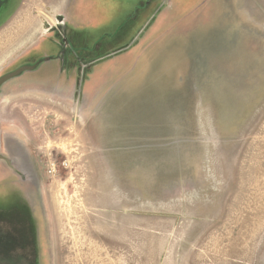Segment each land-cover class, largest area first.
Returning <instances> with one entry per match:
<instances>
[{"label": "rangeland", "instance_id": "1", "mask_svg": "<svg viewBox=\"0 0 264 264\" xmlns=\"http://www.w3.org/2000/svg\"><path fill=\"white\" fill-rule=\"evenodd\" d=\"M2 1L0 264H264V0Z\"/></svg>", "mask_w": 264, "mask_h": 264}, {"label": "crops", "instance_id": "2", "mask_svg": "<svg viewBox=\"0 0 264 264\" xmlns=\"http://www.w3.org/2000/svg\"><path fill=\"white\" fill-rule=\"evenodd\" d=\"M64 77L61 76L60 72H55V73H47L44 74V76L41 78V81L38 85H40L42 88L49 90L50 88L56 87L57 86V80L61 79ZM22 83H26L25 80H18V77L13 78L7 82H5L1 87H0V112L4 111H13L16 109V104L15 101L16 99L19 98H24V99H29L28 103L25 101L23 104V111L26 110V108L30 109V107H26V103L28 105L31 104V91L30 88L31 86L27 87L26 84L21 85ZM74 85V82H73ZM20 88L16 90L15 88ZM28 89V91H23L20 93L19 96H16V93L21 92L22 90ZM28 92V94L26 93ZM27 105V106H28ZM15 113V112H14ZM12 115V114H9ZM0 114V121H2V127H16L18 125L17 120L15 116L10 118L11 116L8 117H3ZM1 127V123H0ZM25 147L23 139L16 134H3V137L0 138V154L6 156L10 162L12 163L11 160L14 158L16 159V163L13 162L12 166H9L11 164H6L4 161L0 160V170H31L30 168L26 167L24 162L21 160L19 153L21 154V150H23ZM12 158V159H11ZM6 164V166H4ZM10 174L7 172L3 175H0V185L6 184L7 177ZM13 175V174H12ZM4 188V187H3Z\"/></svg>", "mask_w": 264, "mask_h": 264}, {"label": "water", "instance_id": "3", "mask_svg": "<svg viewBox=\"0 0 264 264\" xmlns=\"http://www.w3.org/2000/svg\"><path fill=\"white\" fill-rule=\"evenodd\" d=\"M33 68H34V65L21 66V67L17 68L16 70L12 71V72H9L7 74H4V75L0 76V86L5 81H7V80L19 75L23 71L32 70ZM0 159H3V160H5L6 162L9 163V160L7 158H5L4 156H2L1 154H0Z\"/></svg>", "mask_w": 264, "mask_h": 264}, {"label": "flooded vegetation", "instance_id": "4", "mask_svg": "<svg viewBox=\"0 0 264 264\" xmlns=\"http://www.w3.org/2000/svg\"><path fill=\"white\" fill-rule=\"evenodd\" d=\"M61 58V57H60ZM46 59V58H45ZM61 60H63V58H61ZM59 61V60H58ZM41 63V61L40 62H38V63H35V64H32V65H34V68L32 69V70H26V71H23L22 73H20L19 75H17V76H15V77H13V78H16V77H19L20 75H22L23 73H25V72H31V71H34L35 69H36V67L39 65ZM53 63H57V62H53ZM27 65H29V64H25V65H20V66H18L17 68H19V67H21V66H27ZM17 68H15L14 70H16ZM14 70H12V71H14ZM12 71H10V72H12ZM58 72H59V70H57ZM9 73V72H8ZM61 73V75H63V77H64V79H65V73L64 72H60ZM5 74H7V73H5ZM4 75V74H3ZM0 76H2V75H0ZM13 78H11V79H13ZM11 79H9V80H11ZM75 78H74V76L72 77V81L74 82L75 80H74ZM9 80H7V81H9ZM7 81H5V82H7ZM4 82V83H5ZM3 83V84H4ZM3 84H1V86L3 85ZM0 86V87H1ZM2 155V154H1ZM2 156H4V155H2ZM5 158H7L6 156H4ZM8 159V158H7ZM0 160H2V161H4L6 164H11L10 163V161H9V163L8 162H6L5 160H3V159H0ZM9 160V159H8ZM13 165V164H12ZM12 165H9V166H12Z\"/></svg>", "mask_w": 264, "mask_h": 264}, {"label": "trees", "instance_id": "5", "mask_svg": "<svg viewBox=\"0 0 264 264\" xmlns=\"http://www.w3.org/2000/svg\"><path fill=\"white\" fill-rule=\"evenodd\" d=\"M1 1H2V0H1ZM1 1H0V2H1ZM1 3H3V1H2Z\"/></svg>", "mask_w": 264, "mask_h": 264}]
</instances>
